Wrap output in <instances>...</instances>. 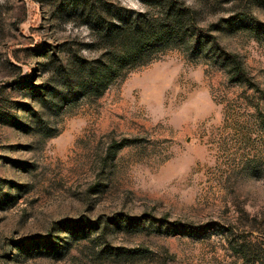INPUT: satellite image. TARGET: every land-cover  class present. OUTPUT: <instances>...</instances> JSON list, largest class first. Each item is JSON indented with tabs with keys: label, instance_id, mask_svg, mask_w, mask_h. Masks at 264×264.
<instances>
[{
	"label": "rangeland",
	"instance_id": "obj_1",
	"mask_svg": "<svg viewBox=\"0 0 264 264\" xmlns=\"http://www.w3.org/2000/svg\"><path fill=\"white\" fill-rule=\"evenodd\" d=\"M98 1L0 0V264H264V0L94 91Z\"/></svg>",
	"mask_w": 264,
	"mask_h": 264
},
{
	"label": "trees",
	"instance_id": "obj_2",
	"mask_svg": "<svg viewBox=\"0 0 264 264\" xmlns=\"http://www.w3.org/2000/svg\"><path fill=\"white\" fill-rule=\"evenodd\" d=\"M141 10L123 7L109 1H98L93 14L98 24L96 39L99 58L83 64L82 71L90 88L102 91L118 74L137 62L149 59L155 48L179 47L192 52H204L227 59L234 78L242 74L234 55L223 53L214 32L221 23L205 28L200 24L201 9L183 0H139ZM216 5L218 1H214ZM199 7H208L201 3ZM225 22V21H224Z\"/></svg>",
	"mask_w": 264,
	"mask_h": 264
}]
</instances>
